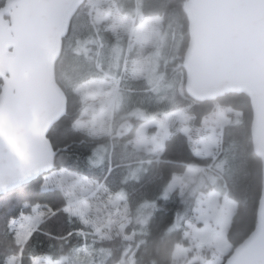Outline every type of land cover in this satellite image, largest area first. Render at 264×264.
<instances>
[{
	"label": "trees",
	"instance_id": "obj_1",
	"mask_svg": "<svg viewBox=\"0 0 264 264\" xmlns=\"http://www.w3.org/2000/svg\"><path fill=\"white\" fill-rule=\"evenodd\" d=\"M109 1L115 2L117 12L123 17H131L140 22L147 17L161 16L162 28L170 27L172 37L175 29L181 31L180 48L176 52L175 61H170L165 70L172 84L167 89L171 93L167 102L171 103L163 111L185 110L194 117V124L198 126L204 117L214 111L216 103L241 111L240 116H232L224 126L222 142L224 145L237 142L244 146V152L220 171L217 164L224 151H220L215 159L198 156L192 150L189 136L181 130H172L165 140L163 151L155 154L138 149L130 142L138 126L144 122L140 118H128L134 127L121 138L113 139L110 135L94 137L77 129L74 122L82 116L84 107L80 86L92 79L119 78L124 58L118 71L112 72L101 62V57L105 50L120 43L126 50L129 43L128 35L117 32L113 22L105 19L100 21L98 13L90 16L89 6L84 5L73 18L70 33L64 40L62 55L57 62V80L68 95V111L52 127L48 138L55 148L68 146V150L58 156L56 169L66 168L85 175L121 195L128 205L130 221L125 235L113 234L102 238L101 242L93 241L91 234L80 232V229H91L78 216L71 215L65 209L69 201L63 190L44 189L45 174L0 196V264H6L7 258L17 257L20 253L21 264H33V256L39 257L47 251L54 254L53 260L61 259L67 264L70 261L68 253L73 246L82 247L85 243L91 246L95 256L108 251L104 264H173L177 245H189L185 238L184 221L193 214L197 193H182L179 188L170 190V185L175 174H184L192 165L211 166L217 176L213 188L237 202L227 232L228 240L233 245L230 255L257 225L262 163L254 153L251 142L253 110L250 99L244 93H229L216 101L198 102L189 97L185 88V71L176 68L183 60L189 41L184 11L187 0ZM137 57L136 52L131 53L127 66ZM135 82L139 86L131 89L152 88L144 84V79ZM1 83L2 79L0 92ZM121 124L118 117H113L115 130ZM101 144L105 145L103 153L96 151ZM134 170L138 177H131L130 172ZM211 184L208 183L207 190ZM36 205H42L50 211L45 215L40 228L45 229L55 219L56 223L51 233H48L58 237L34 231L22 244L10 230V222L23 213H31ZM181 214V224L175 225ZM129 234H133V237H129ZM61 254L66 256L62 259Z\"/></svg>",
	"mask_w": 264,
	"mask_h": 264
},
{
	"label": "water",
	"instance_id": "obj_2",
	"mask_svg": "<svg viewBox=\"0 0 264 264\" xmlns=\"http://www.w3.org/2000/svg\"><path fill=\"white\" fill-rule=\"evenodd\" d=\"M84 3L12 0L0 8V196L55 170L68 150L55 148L48 135L68 111L57 62ZM184 11L189 41L176 68L185 71L189 97L246 94L251 142L262 163L257 225L223 264H264V0H187ZM127 123L123 134L134 127Z\"/></svg>",
	"mask_w": 264,
	"mask_h": 264
},
{
	"label": "rangeland",
	"instance_id": "obj_3",
	"mask_svg": "<svg viewBox=\"0 0 264 264\" xmlns=\"http://www.w3.org/2000/svg\"><path fill=\"white\" fill-rule=\"evenodd\" d=\"M86 5L89 6L90 16L98 13L100 21L110 20L117 32L125 33L129 37L126 50L120 43L112 49L105 50L101 57V62L112 72L118 71L122 58H124L121 76L114 77L113 80L92 79L83 83L79 88L84 101L91 103L89 106L92 111L96 110L91 115L93 117L84 121L86 127L89 126L96 131L103 130L104 126L109 124L108 120L112 112L113 117H118L122 124L117 130L113 125L111 137L115 134L122 135L129 130V124L126 123L128 118L143 119L144 122L130 142L133 146L151 153H161L170 132L181 130L189 136L192 150L198 156L215 159L220 151H224L217 164V169L220 168V171L224 170L227 163L241 157L244 152L243 145L237 142L224 145L222 142L224 126L230 122L232 116H240L241 111L216 103L214 111L203 118L200 126L194 124V117L185 110L180 109L168 115L163 113L166 105L171 103L167 102L171 96L167 89L172 84L165 70L170 61H175L176 52L180 48L181 31L175 29L172 37L169 32L170 27L162 28L163 18L161 16L147 17L140 22L131 17H123L117 12L113 1L88 0ZM133 52H136L138 57L131 60L127 66V61ZM98 67L102 69L101 65ZM142 78H144V84L152 87L151 89L130 88L138 87L135 80ZM122 79L123 82H121ZM103 93L115 94L108 100L109 96H104ZM98 111L101 112L99 116ZM82 122L77 120L76 127L79 128ZM96 151L103 153L105 145L101 144ZM57 171H59L56 173H59L60 178L56 184L64 188L69 199L75 203L70 208L71 214H78L89 229L98 230L96 236L98 238L113 234L125 235L130 216L128 205L123 202V199L120 200L112 190L105 186V188L102 187L85 175L74 174L66 170ZM135 173L136 170L131 171V177H138ZM49 174L50 172L47 173ZM216 178L211 166L192 165L184 174H175L170 190L179 188L182 193H197V199L192 216L184 221L185 238L189 245L179 244L177 246L173 264H223L230 256L233 245L228 240L227 232L236 211L237 202L213 188ZM210 182L213 184L207 190ZM96 187H100L97 192ZM91 191L93 192L90 194ZM87 195H91V198ZM32 209L34 213L22 214L11 222L22 241L29 235L30 232L26 231L35 224L36 220L50 212L43 206H33ZM181 215V217L178 216L175 225L181 224L183 214ZM21 223H23L22 226ZM129 237L132 238L133 234H129ZM107 255L108 251L105 250L102 254L95 256L91 246L86 243L82 247L75 245L68 253L70 261L68 260L67 264H104ZM9 264H18V262L12 257Z\"/></svg>",
	"mask_w": 264,
	"mask_h": 264
},
{
	"label": "crops",
	"instance_id": "obj_4",
	"mask_svg": "<svg viewBox=\"0 0 264 264\" xmlns=\"http://www.w3.org/2000/svg\"><path fill=\"white\" fill-rule=\"evenodd\" d=\"M101 70H103V69H101ZM104 73H106L105 71H104ZM145 77V76H144ZM142 79H144V78H142ZM85 83V82H84ZM80 94H81V96H82V99H83V95H82V93L80 92ZM114 94L115 93H111L110 95L107 93V94H105V93H103V95L104 96H109L108 97V100L110 99V98H112L113 96H114ZM83 103H84V107H83V111H82V116L78 119V120H80V122L81 121H83L82 122V125H80V127L79 128H77L76 127V121L74 122V125H75V127L77 128V129H79V130H81V131H83V132H85V133H87V134H89V135H91V136H94V137H99V136H103V135H110L111 136V134H112V130H113V115H112V112H110L111 113V116H110V120H108V122H109V124H107L106 126H104V129L103 130H100V131H96V130H93V128H91V127H86L85 125H84V121L86 120V119H89V118H91V117H93V116H91L92 114H93V112H95V111H92L91 110V107L89 106L91 103L90 102H87L86 100L84 101V99H83ZM108 103H109V101H108ZM108 105V104H107ZM103 107H105V106H103ZM111 107V106H110ZM177 110H180V109H177ZM177 110H174V111H170V112H166V111H164V115H168V114H170V113H172V112H175V111H177ZM98 114V116H99V114L101 115V112H97ZM141 125V124H140ZM140 125L138 126V128H137V130H136V133H137V131H138V129H139V127H140ZM91 128V129H90ZM94 131H96V132H94ZM134 147H136V146H134ZM137 148V147H136ZM138 149H141V150H143L142 148H138ZM145 152H149V151H147V150H144ZM156 154H160V153H156ZM57 170H66L67 172H71V173H74V174H78V173H76V172H73V171H70V170H68V169H66V168H62V169H55V170H53V171H51L50 172V174L49 175H45V184H44V189H47V190H50V189H53V188H60V189H62L63 190V192L65 193V195H66V197H67V199H68V201H69V204L65 207V209L70 213V208H72L74 205H75V203H73L70 199H69V197L67 196V193L65 192V189L64 188H62V187H60L58 184H56L58 181H59V173H56V172H59V171H57ZM49 176V177H48ZM94 181V180H93ZM94 182H96V181H94ZM100 185H102V187H104L103 186V184H100ZM49 186V187H48ZM105 188V187H104ZM100 189V187H96L95 188V190H96V192H97V190H99ZM95 190H93V191H95ZM93 191H91L90 192V194L93 192ZM116 194V197H119L120 198V200H122L123 199V202H126V200L121 196V195H119V194H117V193H115ZM87 197H89V198H91V195H87ZM36 206H40V205H36ZM40 207H42V205L40 206ZM43 208H44V206H43ZM45 209V208H44ZM32 213H34V211H33V209H32V212L31 213H23V214H32ZM71 214V213H70ZM22 215V214H21ZM20 215V216H21ZM71 215H75V216H78V214H71ZM19 216V217H20ZM18 217V218H19ZM79 217V216H78ZM80 218V217H79ZM15 219H17V218H15ZM14 220V219H13ZM44 220H45V216L43 217V218H38L37 220H36V222H35V224H33L32 225V227L31 228H29L26 232H30L29 233V235L26 237V238H24V240L22 241L21 239H19V235H18V233H16V231L13 229V227H12V224H11V222H12V220H11V222H10V230L15 234V236L18 238V240H20V243H22V244H24L28 239H29V237L33 234V232L34 231H38V232H41V234L42 235H52V236H54V237H58V236H56V235H53V234H49L48 232H50L51 233V230H52V226L54 225V223H56V220L54 219L53 220V222H52V224H48L47 225V227L45 228V229H41L40 228V226H41V224L44 222ZM81 220V219H80ZM82 221V220H81ZM83 222V221H82ZM129 223V222H128ZM22 224L23 223H21V226H22ZM81 231H85L83 234H85L86 232L88 233V234H91L92 235V237H91V239L93 240V241H96L97 243L98 242H101V240H102V237H100V238H98V237H96L97 235H98V230H84V229H80ZM19 232H20V230H19ZM179 245V244H178ZM177 245V246H178ZM177 248V247H176ZM57 250V249H56ZM53 255L54 254H51L49 251H47V252H45V253H42L39 257H36V256H33V264H65V262H64V260H61V259H59V260H53L52 259V257H53ZM21 256H22V254L20 253L19 254V256H17V257H14L15 258V260H17V262H18V264H21ZM66 255L65 254H61V257H62V259L65 257ZM13 257V256H12ZM12 257H10V258H7V261H6V264H9V262H10V260H11V258Z\"/></svg>",
	"mask_w": 264,
	"mask_h": 264
},
{
	"label": "flooded vegetation",
	"instance_id": "obj_5",
	"mask_svg": "<svg viewBox=\"0 0 264 264\" xmlns=\"http://www.w3.org/2000/svg\"><path fill=\"white\" fill-rule=\"evenodd\" d=\"M11 1L12 0H0V8H3V7H7L9 4H11ZM88 0H85V3L81 6V7H83L84 5H86V2H87ZM80 10V9H79ZM9 12L11 11V10H8ZM5 18L6 19H9L10 18V14H6L5 15ZM120 126V125H119ZM118 126V127H119ZM117 127V128H118ZM117 128H116V130H117ZM120 134V133H119Z\"/></svg>",
	"mask_w": 264,
	"mask_h": 264
}]
</instances>
